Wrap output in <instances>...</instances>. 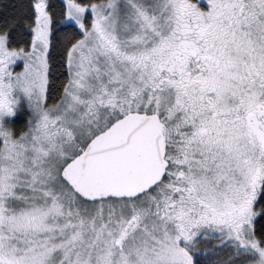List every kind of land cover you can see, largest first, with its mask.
<instances>
[{"label": "snow or ice", "instance_id": "snow-or-ice-1", "mask_svg": "<svg viewBox=\"0 0 264 264\" xmlns=\"http://www.w3.org/2000/svg\"><path fill=\"white\" fill-rule=\"evenodd\" d=\"M0 264H264V0H0Z\"/></svg>", "mask_w": 264, "mask_h": 264}]
</instances>
